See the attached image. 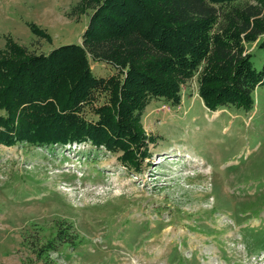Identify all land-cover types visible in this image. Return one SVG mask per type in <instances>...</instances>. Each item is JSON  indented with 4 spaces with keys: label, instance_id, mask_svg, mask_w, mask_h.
<instances>
[{
    "label": "rangeland",
    "instance_id": "obj_1",
    "mask_svg": "<svg viewBox=\"0 0 264 264\" xmlns=\"http://www.w3.org/2000/svg\"><path fill=\"white\" fill-rule=\"evenodd\" d=\"M246 4L255 3L216 5L214 31ZM90 14L82 0H0V58L12 47L81 45ZM262 39L243 42L258 71ZM89 62L96 78L118 74ZM197 78L181 86L178 106L150 100L139 168L88 142L0 146V264H264V82L249 112H210ZM109 97L94 94L83 116L93 121ZM68 228L72 242L53 243Z\"/></svg>",
    "mask_w": 264,
    "mask_h": 264
},
{
    "label": "trees",
    "instance_id": "obj_2",
    "mask_svg": "<svg viewBox=\"0 0 264 264\" xmlns=\"http://www.w3.org/2000/svg\"><path fill=\"white\" fill-rule=\"evenodd\" d=\"M82 1L91 14L81 45L40 54L12 47L0 58V146L48 149L88 142L120 153L126 169L139 168L149 142L139 124L143 111L151 99L178 106L181 86L196 74L208 111L252 109L264 65L255 69L243 42L263 37L264 51V0H249L255 4L225 14L218 34L216 5L240 0ZM89 59L118 74L96 78ZM102 92L110 95L108 101L94 107L96 118L87 120L83 106ZM72 233L59 231L53 243H71Z\"/></svg>",
    "mask_w": 264,
    "mask_h": 264
}]
</instances>
